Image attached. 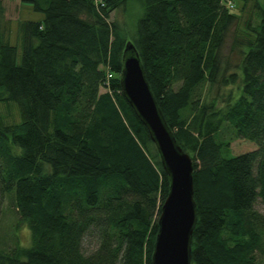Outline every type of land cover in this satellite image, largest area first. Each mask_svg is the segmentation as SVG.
I'll return each mask as SVG.
<instances>
[{
	"label": "trees",
	"instance_id": "trees-1",
	"mask_svg": "<svg viewBox=\"0 0 264 264\" xmlns=\"http://www.w3.org/2000/svg\"><path fill=\"white\" fill-rule=\"evenodd\" d=\"M17 1L42 16L19 21L17 61L0 2V103L18 116L0 119V199L29 242L0 264H150L168 183L119 90L127 39L192 160L189 264H264V7L240 30L224 0H139L128 31L108 15L130 0ZM234 137L255 148L229 155Z\"/></svg>",
	"mask_w": 264,
	"mask_h": 264
},
{
	"label": "water",
	"instance_id": "water-1",
	"mask_svg": "<svg viewBox=\"0 0 264 264\" xmlns=\"http://www.w3.org/2000/svg\"><path fill=\"white\" fill-rule=\"evenodd\" d=\"M137 50L129 39L122 46L119 90L144 126L154 145L168 189L161 201L155 224L150 264H189L191 230L196 219L192 188V160L177 144L148 87Z\"/></svg>",
	"mask_w": 264,
	"mask_h": 264
},
{
	"label": "rangeland",
	"instance_id": "rangeland-1",
	"mask_svg": "<svg viewBox=\"0 0 264 264\" xmlns=\"http://www.w3.org/2000/svg\"><path fill=\"white\" fill-rule=\"evenodd\" d=\"M3 7V17L4 21L8 24L9 27V41L8 43L14 44L17 48V57L16 60L19 59V43L17 42L18 39V24L21 19L23 20H37L40 19L42 13L33 11L31 9V5L23 2H18L17 0H0ZM254 3L257 5H260L262 8L264 7V0H232V4H234V13L238 15L237 17V26L241 30H245L244 24L245 20H248L254 12ZM139 0H130L128 4L118 5L113 9V11L110 12L108 15V20L114 21L117 23L118 27H121L122 30L127 29L128 31H131L133 26L135 25V19L138 14H140V5ZM238 29V30H239ZM237 30V32H238ZM240 32V31H239ZM229 40L230 35L226 36L225 41H223V44L220 48L219 54L221 55V60L223 63L224 58L228 57L230 64L229 70L233 69L232 62L235 61V54L231 51L229 47ZM227 70L226 72H228ZM232 87L231 85H227L224 87L221 86V89L219 90L224 91L226 88ZM101 91V89H100ZM214 92V89H212ZM0 119L2 122H7V124L14 122L18 119L17 116V108L13 105L12 102H3L0 103ZM231 133L227 130L226 136H230ZM228 153L229 155H235V153H241L245 152L246 150H252L255 148L254 143L249 141L248 139H241L238 137H234L233 140L230 141ZM253 208L264 210L262 208V204L257 199L255 202ZM17 215L14 213L13 210H11V205L7 200V197H3L0 199V245L2 244L5 248H8L16 242L17 244L26 245L29 240V234L28 230H26L23 223L19 222L17 225ZM83 240V246L82 248H88L91 249L93 246V243L89 238L84 237Z\"/></svg>",
	"mask_w": 264,
	"mask_h": 264
},
{
	"label": "built area",
	"instance_id": "built-area-1",
	"mask_svg": "<svg viewBox=\"0 0 264 264\" xmlns=\"http://www.w3.org/2000/svg\"><path fill=\"white\" fill-rule=\"evenodd\" d=\"M225 1V3H226V6L227 7H233V4H232V1L231 0H224Z\"/></svg>",
	"mask_w": 264,
	"mask_h": 264
},
{
	"label": "crops",
	"instance_id": "crops-1",
	"mask_svg": "<svg viewBox=\"0 0 264 264\" xmlns=\"http://www.w3.org/2000/svg\"><path fill=\"white\" fill-rule=\"evenodd\" d=\"M42 16V15H41ZM40 19H41V17H40ZM38 20V19H37Z\"/></svg>",
	"mask_w": 264,
	"mask_h": 264
}]
</instances>
